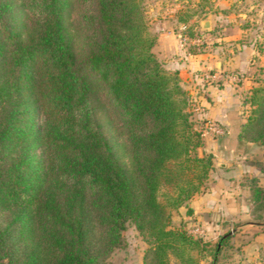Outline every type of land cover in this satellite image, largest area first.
<instances>
[{"label": "trees", "instance_id": "obj_1", "mask_svg": "<svg viewBox=\"0 0 264 264\" xmlns=\"http://www.w3.org/2000/svg\"><path fill=\"white\" fill-rule=\"evenodd\" d=\"M156 40L145 0H0V264H107L128 223L149 243L143 264H168L169 252L197 264L194 251L217 264L229 231L202 239L171 220L192 212L214 162L198 152L202 130ZM101 90L122 119L128 166L97 118ZM243 100L238 137L263 142L264 82ZM241 184L264 207L258 178Z\"/></svg>", "mask_w": 264, "mask_h": 264}, {"label": "crops", "instance_id": "obj_2", "mask_svg": "<svg viewBox=\"0 0 264 264\" xmlns=\"http://www.w3.org/2000/svg\"><path fill=\"white\" fill-rule=\"evenodd\" d=\"M151 1L154 2L150 8L152 23L157 30L155 54L169 70H178L189 96V107L199 125L214 120L226 130L225 135L215 138L203 135L198 152H211L214 162L207 187L188 200L191 213H187V206L183 205L174 212L175 217L179 222L185 221L187 226L203 227L209 239L227 231L231 233L229 243L222 247L218 256L219 264H264V212L263 218L252 217L251 191L245 194L246 189L241 184L242 176L247 173L255 175L259 185L264 187V168L247 160L259 143L238 137L248 108L243 97L254 83L257 61L262 56L256 41L261 33L254 38L236 36L239 22L247 14L241 8L248 7L264 14L260 9L263 2L242 0L246 6L239 7L240 0H213L210 5L201 4V0ZM191 6H200L207 16L195 13L188 21H179L178 14L186 8L192 10ZM196 20L206 32L213 29V24L221 26L220 31L216 29L213 46L193 43V36H186L181 29L184 25H196ZM204 20L210 22L207 29L202 27ZM246 28L239 30L246 32ZM216 69L239 73L242 78L238 82H217L200 76L202 71Z\"/></svg>", "mask_w": 264, "mask_h": 264}, {"label": "rangeland", "instance_id": "obj_3", "mask_svg": "<svg viewBox=\"0 0 264 264\" xmlns=\"http://www.w3.org/2000/svg\"><path fill=\"white\" fill-rule=\"evenodd\" d=\"M202 3L206 4V5H210L213 0H201ZM239 7H242L243 5L246 6L244 4V2H242V0L239 1ZM242 2V3H241ZM263 4L260 5V9L264 10V0H262ZM154 2L151 0H145V4H146V14H147V18L151 27V30L154 33H157V30L155 29V25L152 23V10L151 5ZM193 7L192 10L196 11V14H199L200 17H206V13H203V11L205 12V10H201L200 6H191ZM188 9V8H186ZM185 9V10H186ZM191 9V8H190ZM239 9V8H238ZM243 12H247L245 18L241 19V22H239V27L236 30V36L237 37H241V38H254L256 36L257 33H261L260 34V38L259 36H257V45L260 48V51L262 53V56L258 58L257 61V69H255V75L253 76L254 79V83L252 85V87L256 86V85H260L264 82V14L262 13H257V10H250V8L248 9V7L246 8H241ZM219 9H216L215 11H217ZM184 11V10H183ZM79 16V12L77 9H75L71 14H70V20L75 22L77 20ZM209 17L211 19H214V17L212 18L211 15H209ZM199 18V17H198ZM77 23V22H76ZM196 25L193 24L192 26V35H197V34H202V33H206L207 35L211 36L212 38L205 44H200V45H206V47H211L216 43L215 40V34L217 33V30L220 31L221 26L213 24L214 27L210 32H206L207 30L201 29V25L199 23V20L195 21ZM245 23H248L247 25H244ZM75 23L73 25V30L75 29ZM243 26V27H242ZM244 27H249L246 28V32H243L241 30H239L240 28H242L244 30ZM181 29H183V32H185L186 36H192L191 34H189V30L187 28V26L182 27ZM217 29V30H216ZM83 34H77L74 37V42H75V46H76V50L78 52V55L81 56L83 53ZM99 96V97H98ZM97 98L100 102V106L97 109L96 115L97 118L99 119V121L102 124V129L103 132L105 133V135L107 136V138L113 143L114 147H115V151L116 154L119 158V160L124 164V165H129L130 164V151H129V141H128V136L125 133L124 130V126H123V122L121 117L119 116L118 112L116 111L110 97L108 96V94L104 91L101 90L99 91ZM41 120V119H40ZM214 121V120H212ZM216 122V121H215ZM199 127H201V125H199ZM203 136V135H202ZM204 136H210V137H218V134H215L213 132H207ZM254 143H259L257 144V147L254 148V151H252L250 154H248L249 156H247V160L248 161H253L256 165H259L260 167L264 166V141L260 142V141H252ZM259 145V146H258ZM247 174V173H246ZM248 176H255V175H249ZM210 177V175H209ZM209 178L207 180V184H208ZM259 181V179H258ZM244 188L246 189V193L249 192V188L244 185ZM252 208H253V218H263L262 213L264 212V207L261 206L260 204H255L254 202L252 203ZM177 209L172 211V216H171V220L172 223L174 224H178L179 221L177 219V217H175L174 212ZM262 215V217H260ZM185 223V226L188 228V230L190 231V229L192 227H194L196 224H190L189 226H187L186 222L183 221ZM192 233V232H191ZM194 234V233H193ZM195 236H198L202 239H209L207 238V236H200L199 234H194ZM123 244L120 247H116L114 249V251L112 252V254L109 256V258L107 259V264H143V257H144V253L145 250L147 249V247L149 246V243L147 242V240L144 238V236L138 231V229L135 227V225L133 223H128L126 229L123 231ZM218 236L215 239L212 240H218ZM195 257H198L197 259V264H211L212 258L209 255H205V256H199L197 254V252H193ZM168 264H186L183 263L178 256H176L174 253L169 252L168 254ZM217 264H219V262L217 261Z\"/></svg>", "mask_w": 264, "mask_h": 264}, {"label": "built area", "instance_id": "obj_4", "mask_svg": "<svg viewBox=\"0 0 264 264\" xmlns=\"http://www.w3.org/2000/svg\"><path fill=\"white\" fill-rule=\"evenodd\" d=\"M185 27V25L183 26ZM185 39H188V37H184ZM212 37L207 35L206 33H200L192 37V42L195 44H205L207 43ZM200 76L207 80H213V81H232V82H238L241 80V75L236 72L232 71H224V70H206L202 71L200 73ZM202 135L206 134L207 132H213L218 135L225 134L226 130L225 128L212 120H207L201 125ZM190 232L194 234H199L200 236H206L207 232L203 227L200 226H194L190 229Z\"/></svg>", "mask_w": 264, "mask_h": 264}, {"label": "water", "instance_id": "obj_5", "mask_svg": "<svg viewBox=\"0 0 264 264\" xmlns=\"http://www.w3.org/2000/svg\"><path fill=\"white\" fill-rule=\"evenodd\" d=\"M202 27L205 28V29L209 28L210 27L209 20L202 21ZM186 264H189V263H186Z\"/></svg>", "mask_w": 264, "mask_h": 264}]
</instances>
